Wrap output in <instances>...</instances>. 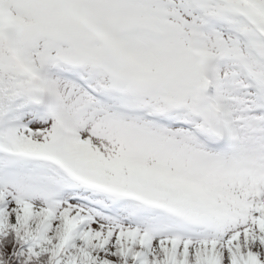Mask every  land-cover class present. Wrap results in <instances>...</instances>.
<instances>
[{"label":"snow or ice","instance_id":"snow-or-ice-1","mask_svg":"<svg viewBox=\"0 0 264 264\" xmlns=\"http://www.w3.org/2000/svg\"><path fill=\"white\" fill-rule=\"evenodd\" d=\"M0 264H264V0H0Z\"/></svg>","mask_w":264,"mask_h":264}]
</instances>
